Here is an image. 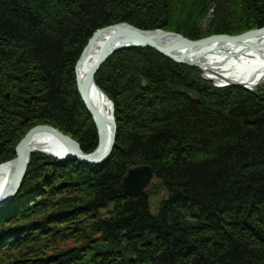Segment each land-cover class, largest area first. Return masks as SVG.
<instances>
[{"label":"trees","instance_id":"16d2710c","mask_svg":"<svg viewBox=\"0 0 264 264\" xmlns=\"http://www.w3.org/2000/svg\"><path fill=\"white\" fill-rule=\"evenodd\" d=\"M119 23L238 35L264 26V0H0V164L39 125L96 148L75 65ZM94 80L113 104L111 154L96 165L32 154L0 207V264H264V87H215L149 47L114 53ZM137 165L165 190L154 211L148 191L134 199L122 185ZM84 218L88 236L58 253Z\"/></svg>","mask_w":264,"mask_h":264},{"label":"water","instance_id":"95a60500","mask_svg":"<svg viewBox=\"0 0 264 264\" xmlns=\"http://www.w3.org/2000/svg\"><path fill=\"white\" fill-rule=\"evenodd\" d=\"M103 34L107 35L106 40L97 51L96 58L85 76L80 77V66L85 61L86 57L92 54L97 40ZM260 37H264V26L258 29L246 31L236 36L218 34L198 40H189L180 34L166 32L161 29L142 30L128 23H119L96 30L89 39L87 45L84 47L75 65V74L78 93L91 118L93 119L98 133L97 147L91 153L86 154L80 149L79 144L75 140L64 135L61 131L52 126L40 125L32 128L16 146V157L14 160H12L15 163V172L12 178L13 181H9L6 189L0 193V205L9 201L15 196L26 172L30 155L32 153H45L57 159H76L81 163L88 164H99L105 161L110 155L116 139V122L114 117H106L90 102V88L92 86L97 87L94 80L95 74L99 70L100 66L115 52L134 47H150L174 60L175 62L198 67L207 76L206 77L203 75V78L212 80L216 87L236 85L246 89H251L252 87H249L241 82H216L201 67L199 60L203 53L201 52L194 56L192 53L203 47L224 43L240 46L247 40ZM174 40H181V42H184L185 44L180 43L176 46ZM245 46L249 52L255 53L258 52L259 48H264V43H246ZM213 51L217 54L224 55L227 59H233L236 56L230 51L225 52L219 48H214ZM99 91L103 93L100 89ZM108 128L110 129V134H108ZM37 132H47L55 136L65 146L66 155L55 156L44 150L27 148L28 142L32 135ZM108 137L109 141L107 143ZM153 178V171L148 165L133 166L130 167L125 173L122 179V184L127 194L137 198L144 193V190L150 185Z\"/></svg>","mask_w":264,"mask_h":264},{"label":"bare ground","instance_id":"6f19581e","mask_svg":"<svg viewBox=\"0 0 264 264\" xmlns=\"http://www.w3.org/2000/svg\"><path fill=\"white\" fill-rule=\"evenodd\" d=\"M106 37V34L100 36L94 46L92 54L87 56L80 66V77L85 76L90 66L93 64L97 51L106 40ZM174 43L176 46L180 43L185 44L181 42V40H174ZM246 43L262 44L264 43V37L247 40L240 46L224 43L203 47L192 53V55L203 53L199 60L201 67L216 82H241L249 87H253L264 81V48H259L258 52L255 53L249 52L245 46ZM214 48H219L225 52L230 51L236 56L233 59H227L224 55L214 52ZM90 102L106 117H113L111 102L96 86L90 88ZM108 134H110L109 128ZM107 139L108 143L109 137ZM27 148L44 150L55 156L66 155V149L63 143L47 132H37L33 134L28 142ZM14 172L15 163L13 161L0 165V193L6 189L9 181H13Z\"/></svg>","mask_w":264,"mask_h":264},{"label":"rangeland","instance_id":"374dc122","mask_svg":"<svg viewBox=\"0 0 264 264\" xmlns=\"http://www.w3.org/2000/svg\"><path fill=\"white\" fill-rule=\"evenodd\" d=\"M209 19V17H207L206 18V20L205 21H207ZM206 25H205V23L203 24V27H205ZM166 32H172V31H166ZM172 33H176V32H172ZM176 34H179V33H176ZM242 34V33H241ZM181 35V34H180ZM214 35V34H213ZM218 35V34H217ZM239 35V34H238ZM210 36V35H209ZM231 36H236V35H231ZM184 37V36H183ZM205 37H207V36H205ZM186 38V37H185ZM203 38V37H202ZM188 39V38H187ZM190 40V39H189ZM150 48V47H149ZM153 49V48H152ZM125 50V49H124ZM117 52H119V51H117ZM116 53V52H115ZM162 54V53H161ZM165 56V55H164ZM167 57V56H166ZM78 61V60H77ZM174 61V60H173ZM77 63V62H76ZM178 63V62H177ZM180 64H183V63H180ZM185 65H187V64H185ZM188 66H190V65H188ZM192 67H195V66H192ZM195 68H197L199 71H200V74H201V77L203 78V75L204 76H206V74L201 70V69H199L198 67H195ZM96 75V74H95ZM207 77V76H206ZM94 79H95V77H94ZM203 79H205V80H208V79H206V78H203ZM208 81H210V82H212V84L214 85V83H213V81L212 80H208ZM215 86V85H214ZM231 86H236V85H229V86H223V87H218V88H225V87H231ZM264 87V81H262V82H260V83H258L257 85H255V86H253L251 89H246V88H244V89H246V90H248V91H256L257 90V88H259V87ZM216 87V86H215ZM240 87V86H239ZM243 88V87H242ZM104 93V92H103ZM86 107V106H85ZM112 107H113V105H112ZM87 109V108H86ZM92 121H93V119H92ZM93 123H94V121H93ZM48 126H50V125H48ZM94 126H95V124H94ZM97 131V130H96ZM117 132V131H116ZM23 139V138H22ZM21 139V140H22ZM20 140V141H21ZM18 145V144H17ZM16 145V146H17ZM32 154H40V153H38V152H35V153H32ZM50 157H52V156H50ZM109 157V156H108ZM15 158V157H14ZM14 158L13 159H9V160H7V161H5L4 163H8V162H11L12 160H14ZM4 163H1L0 165H2V164H4ZM137 166H139V165H137ZM149 166V165H148ZM150 167V166H149ZM151 168V167H150ZM152 169V168H151ZM154 174V173H153ZM23 180V179H22ZM22 182V181H21ZM158 182H157V180H155V178H153L152 180H151V183H150V185L144 190V192L145 191H148L149 193H150V195H151V197H150V204H151V208H152V211H154L155 210V208H157V206H158V204H159V202L161 201V200H163V199H165V197H166V193H165V190L164 189H162V188H160L159 186H157L158 184H157ZM20 185H21V183H20ZM162 189V190H161ZM75 193V192H74ZM129 195V194H128ZM143 195V194H142ZM141 195V196H142ZM140 196V197H141ZM132 197V196H131ZM140 197H137V198H134V197H132V198H134V199H138V198H140ZM8 203V202H7ZM108 208H106V209H104V208H102L101 210H100V213H99V215L100 216H103V217H106V216H108V212L112 209V206L111 205H108L107 206ZM74 221H78L77 222V224H78V227L79 226H81V227H79V228H85V230H84V232H82L80 229L78 230V231H76L75 233H72L71 234V236H70V238L69 239H66V240H64V241H61V240H59V242H54V244H55V246H56V248H57V252H58V250H60L59 252H61V251H63L64 249H66V248H68V247H72V246H78L81 242H80V240H83V237H85V236H88V233L90 232V223H89V221H91V223L93 222V220L92 219H90L89 220V218H84L83 220L81 219V221H79V220H74ZM72 225V224H71ZM75 225V224H74ZM66 232V231H65ZM62 233H64V231H62ZM60 236V235H59ZM72 245V246H71ZM54 246V247H55ZM58 252V253H59ZM0 253H1V251H0ZM6 253H8L9 255H16V254H18L17 252H15V251H8V252H6ZM50 253H52V252H49L48 251V255L50 254Z\"/></svg>","mask_w":264,"mask_h":264}]
</instances>
